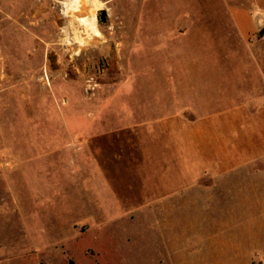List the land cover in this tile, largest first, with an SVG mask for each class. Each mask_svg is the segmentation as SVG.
I'll list each match as a JSON object with an SVG mask.
<instances>
[{
    "label": "rangeland",
    "instance_id": "rangeland-1",
    "mask_svg": "<svg viewBox=\"0 0 264 264\" xmlns=\"http://www.w3.org/2000/svg\"><path fill=\"white\" fill-rule=\"evenodd\" d=\"M88 1L66 10L70 0H0V264H264L263 234L256 253L239 234L235 179L233 197L183 204L163 232L128 224L127 210L77 203L88 198L76 181L84 135L128 128L142 82L172 71L167 51L190 27L197 40L231 37L220 16L181 13L220 0ZM92 13L99 35L79 26L84 45H68L73 17Z\"/></svg>",
    "mask_w": 264,
    "mask_h": 264
},
{
    "label": "crops",
    "instance_id": "crops-1",
    "mask_svg": "<svg viewBox=\"0 0 264 264\" xmlns=\"http://www.w3.org/2000/svg\"><path fill=\"white\" fill-rule=\"evenodd\" d=\"M220 1L181 13L220 16L215 25L231 37L197 40L190 27L167 51L172 71L142 82L128 128L84 135L76 181L88 198L76 197L92 214L120 208L128 224L145 220L163 232L183 204L211 208L214 191L233 197L235 179L238 231L256 253L264 236V0Z\"/></svg>",
    "mask_w": 264,
    "mask_h": 264
},
{
    "label": "bare ground",
    "instance_id": "bare-ground-1",
    "mask_svg": "<svg viewBox=\"0 0 264 264\" xmlns=\"http://www.w3.org/2000/svg\"><path fill=\"white\" fill-rule=\"evenodd\" d=\"M80 1H82V0H80ZM88 2H89L90 6L93 10H95V9L97 10V9H100L102 7L101 3L98 0H90ZM65 8H66V10H68L69 8H70V10L71 9L76 10L77 9V0H70L69 3L66 2ZM95 14L92 13L91 17H87V18L75 17V16L73 17L74 19H72V25H73V33L75 35L70 37V36H68V33L65 34V37H66L65 40H66L68 45H72L75 43H77L79 46L84 45L83 40L80 39V31L78 30L79 26H82L83 31H85L87 34V37H93V36L99 35V30L97 29V21H96ZM76 36H78V38Z\"/></svg>",
    "mask_w": 264,
    "mask_h": 264
},
{
    "label": "water",
    "instance_id": "water-1",
    "mask_svg": "<svg viewBox=\"0 0 264 264\" xmlns=\"http://www.w3.org/2000/svg\"><path fill=\"white\" fill-rule=\"evenodd\" d=\"M105 19H106V14H105V12H101V13H100V20L103 22V21H105Z\"/></svg>",
    "mask_w": 264,
    "mask_h": 264
},
{
    "label": "trees",
    "instance_id": "trees-1",
    "mask_svg": "<svg viewBox=\"0 0 264 264\" xmlns=\"http://www.w3.org/2000/svg\"><path fill=\"white\" fill-rule=\"evenodd\" d=\"M69 264H73L72 260L69 261Z\"/></svg>",
    "mask_w": 264,
    "mask_h": 264
}]
</instances>
